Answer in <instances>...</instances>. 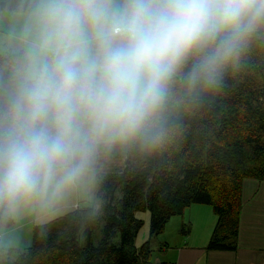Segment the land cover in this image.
I'll list each match as a JSON object with an SVG mask.
<instances>
[{"label":"clouds","instance_id":"obj_1","mask_svg":"<svg viewBox=\"0 0 264 264\" xmlns=\"http://www.w3.org/2000/svg\"><path fill=\"white\" fill-rule=\"evenodd\" d=\"M262 32L264 0H0V234L159 144L177 81L216 88Z\"/></svg>","mask_w":264,"mask_h":264},{"label":"trees","instance_id":"obj_2","mask_svg":"<svg viewBox=\"0 0 264 264\" xmlns=\"http://www.w3.org/2000/svg\"><path fill=\"white\" fill-rule=\"evenodd\" d=\"M163 126L159 144H130L122 167L101 173L99 209L77 208L35 225L31 247L13 260L14 251L1 250L0 264H151V239L193 205L211 206L217 216L208 250L235 251L243 184L264 182V32L216 88L192 91L178 80ZM146 211L150 239L140 248L137 213Z\"/></svg>","mask_w":264,"mask_h":264},{"label":"crops","instance_id":"obj_3","mask_svg":"<svg viewBox=\"0 0 264 264\" xmlns=\"http://www.w3.org/2000/svg\"><path fill=\"white\" fill-rule=\"evenodd\" d=\"M119 151L120 147L114 149L109 154L110 158L114 152ZM260 182L250 179L243 184V207L235 251L208 250L217 224V216L211 206L193 205L184 215L178 217L181 219L180 226L178 221H173L170 230L166 233V229L162 234L167 247L164 246L161 251L155 253L151 264H264V200L259 203V195L262 196L264 188ZM247 183L250 184V188L246 192ZM251 194H253V205H250ZM77 208L83 207L75 205V208L68 212ZM188 226L190 232L185 236L182 235L181 229ZM136 246L139 247L137 244Z\"/></svg>","mask_w":264,"mask_h":264},{"label":"rangeland","instance_id":"obj_4","mask_svg":"<svg viewBox=\"0 0 264 264\" xmlns=\"http://www.w3.org/2000/svg\"><path fill=\"white\" fill-rule=\"evenodd\" d=\"M127 155L126 147L120 152H114L112 158L110 156L102 159L100 162V166L98 168V172L93 183L85 188L78 191L73 192L69 195V197L60 205L59 209L52 215L44 217L42 219H35L33 217L25 218L19 224H12L8 226L7 229L0 234V251L1 250H12L14 251V255H11V259H15L20 252H23L25 249L31 247L32 245V230L35 225L43 224L49 222L50 220L56 218L55 216H62L67 213L72 208H75V205L80 207H91L95 206L96 209L100 208V201L98 197L99 190V177L101 176V171L107 174H115L123 165ZM110 167H113L110 169ZM110 169V171H109ZM262 183V187L264 188V182ZM250 188V184L246 185V192ZM250 205H253V194H251ZM256 197L255 200H257ZM259 203L264 200V193L262 196L259 195ZM247 205V203H246ZM259 206V204H258ZM179 216L173 217L171 219L170 224L167 226L166 233L170 230V227L173 225V221H178L180 226L181 219ZM137 218L143 221V225L138 233L136 244L141 248L146 242L150 239V213L149 212H139L137 213ZM102 226L96 231L95 234V242L98 243L102 238ZM164 234V233H163ZM152 246V259H154V255L158 250L161 251L164 246L167 247V244L164 240V235H160L159 238L151 239Z\"/></svg>","mask_w":264,"mask_h":264}]
</instances>
